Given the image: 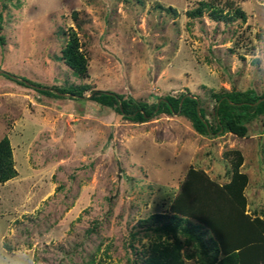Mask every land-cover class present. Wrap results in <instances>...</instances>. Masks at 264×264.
I'll list each match as a JSON object with an SVG mask.
<instances>
[{
  "label": "rangeland",
  "instance_id": "obj_1",
  "mask_svg": "<svg viewBox=\"0 0 264 264\" xmlns=\"http://www.w3.org/2000/svg\"><path fill=\"white\" fill-rule=\"evenodd\" d=\"M0 14V69L82 90L47 95L0 73V138L16 171L0 181V264H145L166 249L178 264H202L167 228L170 203L188 168L201 171L193 190L204 176L220 186L238 157L244 211L264 220V114L244 135H204L177 113L131 121L89 97L109 89L154 101L187 88L209 118L211 91L264 92V0H0ZM70 31L79 74L62 58ZM258 251L247 244L238 261L264 264Z\"/></svg>",
  "mask_w": 264,
  "mask_h": 264
},
{
  "label": "trees",
  "instance_id": "obj_2",
  "mask_svg": "<svg viewBox=\"0 0 264 264\" xmlns=\"http://www.w3.org/2000/svg\"><path fill=\"white\" fill-rule=\"evenodd\" d=\"M242 18V10L236 9ZM1 21V14H0ZM1 27V23H0ZM2 35L0 34V44ZM63 61L79 74L85 70V60L77 49L76 35L73 31L67 35L61 50ZM4 76L23 85H32L47 95L59 96L58 92H67L72 96H81L82 90L75 86H48L30 80L22 75L8 71L0 72ZM89 97L96 102L114 108L123 117L131 121H144L159 113L184 116L196 132L204 135L221 134L224 131L236 135H244L247 122L255 116L264 114V92L256 93L250 87L244 89L230 88L221 91H211L213 105L208 118L204 108L200 105L196 94L187 88L176 94L166 93L157 96L154 101L136 99L131 95L109 89H90ZM159 98V99H158ZM198 106V109H196ZM241 157L232 163L229 180L218 186L204 176L205 186L193 190L196 175L201 171L188 168L180 192L170 203L169 223L167 228L179 230L198 248L202 264H240L243 246L257 243L259 253L264 255V220L259 217H249L245 213V196L243 187L247 175L238 169ZM16 173L11 158V147L7 136L0 138V181ZM203 177L202 175H199ZM211 187V190L208 188ZM214 190L218 191L216 203L212 206L208 198L213 197ZM161 217L162 213H155ZM190 218L197 223H192ZM210 230L212 237L209 240L201 238V232L196 231L199 224ZM175 250V249H174ZM173 249L163 252L162 256L156 253L144 259L145 264H178L179 256ZM218 253H221L218 257ZM89 264H103L90 262ZM242 264V260H241Z\"/></svg>",
  "mask_w": 264,
  "mask_h": 264
},
{
  "label": "water",
  "instance_id": "obj_3",
  "mask_svg": "<svg viewBox=\"0 0 264 264\" xmlns=\"http://www.w3.org/2000/svg\"><path fill=\"white\" fill-rule=\"evenodd\" d=\"M2 71H4V70L0 69V72H2ZM58 93H62L63 94L64 92H58ZM196 109H198V106H196Z\"/></svg>",
  "mask_w": 264,
  "mask_h": 264
}]
</instances>
